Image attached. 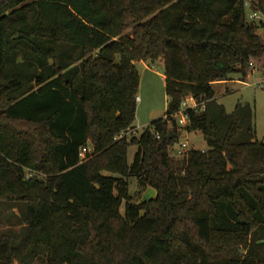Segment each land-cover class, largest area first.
I'll use <instances>...</instances> for the list:
<instances>
[{
	"label": "trees",
	"instance_id": "16d2710c",
	"mask_svg": "<svg viewBox=\"0 0 264 264\" xmlns=\"http://www.w3.org/2000/svg\"><path fill=\"white\" fill-rule=\"evenodd\" d=\"M248 2L264 17V0H0V204L22 224L0 232V264H264L255 111L228 113L213 89L264 67ZM157 61L167 112L118 140L135 129V65ZM188 98L200 109L180 128ZM181 132L207 150L172 157ZM131 178L156 197L133 203Z\"/></svg>",
	"mask_w": 264,
	"mask_h": 264
},
{
	"label": "rangeland",
	"instance_id": "374dc122",
	"mask_svg": "<svg viewBox=\"0 0 264 264\" xmlns=\"http://www.w3.org/2000/svg\"><path fill=\"white\" fill-rule=\"evenodd\" d=\"M245 8L247 22L264 23L263 15L257 11L252 12L249 2L246 3ZM253 15H256L257 18L254 19L253 17L251 19ZM259 34L264 39V29H261ZM135 67L140 76V86L137 94L136 119L133 127L136 130L137 138H139L152 122L165 116L169 100L165 91L164 66L160 61L155 63L148 62L146 65L137 63ZM252 67L253 69L256 67L257 70L254 71ZM250 71L246 82L243 84L238 83V81L241 82L240 76L234 75L231 77L232 80L216 84L213 89L217 102L224 106L228 113H232L238 103L249 104L254 109L256 135L258 140L264 143V67L253 61ZM178 142L180 144L188 143L191 150H207L206 142L198 132H181ZM175 150L174 146L170 153L172 157H175ZM136 152V147L130 148L128 154L129 165L133 164ZM128 182L129 194L133 203L140 204L156 197V192L153 189L144 188L138 180L131 178ZM123 212L124 206L122 207ZM18 216L19 212L14 210L13 204H0V232L11 230L18 233L22 226L19 219H17ZM195 260L198 262L199 257Z\"/></svg>",
	"mask_w": 264,
	"mask_h": 264
},
{
	"label": "built area",
	"instance_id": "2783aa9c",
	"mask_svg": "<svg viewBox=\"0 0 264 264\" xmlns=\"http://www.w3.org/2000/svg\"><path fill=\"white\" fill-rule=\"evenodd\" d=\"M256 19L257 16L256 15H253L251 17V19ZM257 70L256 67H254V71ZM164 82H165V77H164ZM264 84V82H263ZM264 89V87H263ZM200 109V106L195 102L193 101L192 99L188 98L186 100H184L181 104V107L179 109V111L177 113H175L174 115H172L171 119L173 121H175V123L177 124V126H179L180 128H185L188 126L189 124V120H188V115H187V111L188 110H194V111H197ZM123 138H128V139H131V138H137L136 136V130L133 129V130H129V131H126V132H122L120 134V136L118 137V140L120 139H123ZM175 148H176V152H175V157L176 158H182L185 154H187L189 151H191L190 149V146L188 143H183V144H180L179 142L175 145ZM91 153V148L88 146V147H84L81 149V152H80V158L83 160L86 158V155Z\"/></svg>",
	"mask_w": 264,
	"mask_h": 264
},
{
	"label": "crops",
	"instance_id": "0c3cea01",
	"mask_svg": "<svg viewBox=\"0 0 264 264\" xmlns=\"http://www.w3.org/2000/svg\"><path fill=\"white\" fill-rule=\"evenodd\" d=\"M139 63H143V64H145V65H146V63H144V62H139ZM136 64H137V63H136ZM236 82H237V81H236ZM238 83H240V84H241L242 82H239V81H238ZM242 84H243V83H242ZM202 151H205V150H202Z\"/></svg>",
	"mask_w": 264,
	"mask_h": 264
}]
</instances>
